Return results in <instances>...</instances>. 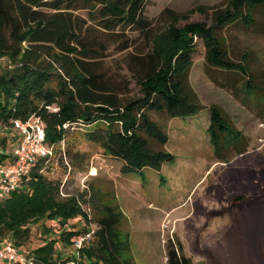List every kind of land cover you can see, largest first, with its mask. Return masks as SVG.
<instances>
[{
	"label": "trees",
	"instance_id": "16d2710c",
	"mask_svg": "<svg viewBox=\"0 0 264 264\" xmlns=\"http://www.w3.org/2000/svg\"><path fill=\"white\" fill-rule=\"evenodd\" d=\"M147 0H0V58L13 65L0 71V164L11 160L16 139L10 120L37 117L44 125V141L57 144L73 125L86 128L85 137L103 152L119 160L122 173H142L146 168L161 170L173 159L165 149L153 150L150 142L165 145L168 135L150 118V112L169 117L195 116L201 110L196 94L188 86V75L196 52V40L204 47L206 61L224 72L240 73L246 89L255 87L247 74L246 55L239 62L227 57L215 30L241 21L253 22V12L264 0H229L224 8L211 12L206 21H189L169 8L161 16L167 26L148 33L151 22L145 17ZM205 13V8H198ZM130 28L149 36L148 51L139 56L137 75L140 95L123 98L109 92L89 65V58L102 52L90 41L94 29L114 33ZM95 45V44H94ZM130 47L123 42L122 48ZM99 53V54H98ZM207 134L216 156L240 138L216 106H210ZM68 123L67 127L64 124ZM226 138V139H225ZM38 163L24 186L0 203V242L11 239L20 247L29 238L30 224L41 218L61 224L77 216L87 217L74 198L59 197V183L39 171ZM97 225L89 241L77 254L67 257L72 264H135L130 239L123 226L125 216L115 203L104 204L94 217ZM89 229L84 228V232ZM61 231L67 245L84 233ZM56 239L45 240L31 252L36 264L58 263ZM76 260V261H75ZM166 264H189L176 249L167 250Z\"/></svg>",
	"mask_w": 264,
	"mask_h": 264
},
{
	"label": "rangeland",
	"instance_id": "374dc122",
	"mask_svg": "<svg viewBox=\"0 0 264 264\" xmlns=\"http://www.w3.org/2000/svg\"><path fill=\"white\" fill-rule=\"evenodd\" d=\"M228 1L147 0L148 33L167 26L163 8L187 16L180 25L210 24L212 10L224 8ZM146 31L93 30L90 41L102 54L88 63L109 92L123 98L140 95L137 75L139 56L148 51ZM215 32L230 60L239 62L246 55L247 74L255 87L246 89L240 73L208 64L205 47L197 39L188 86L201 110L185 118L149 113L168 135L165 145L151 140L150 148L173 155L161 170L122 173L117 160L85 137V127H70L62 143L55 145L45 175L58 181L61 199H75L88 222L80 216L65 224L47 218L32 222L29 238L19 247L22 252L31 253L45 240L56 239L58 263L72 264L67 257L77 250L60 239L61 231L95 230L97 212L113 202L125 216L123 229L135 264H166L167 250L173 248L178 253L181 249L189 264H264V5L255 9L250 25L237 21ZM125 41L130 47L121 49ZM2 67L13 65L2 59L0 71ZM210 106L218 107L240 133L235 144L222 149V156L215 155L206 131ZM9 132L1 129L0 136Z\"/></svg>",
	"mask_w": 264,
	"mask_h": 264
},
{
	"label": "built area",
	"instance_id": "2783aa9c",
	"mask_svg": "<svg viewBox=\"0 0 264 264\" xmlns=\"http://www.w3.org/2000/svg\"><path fill=\"white\" fill-rule=\"evenodd\" d=\"M5 59L0 58V61ZM11 132L16 135L10 150L11 160L0 164V203L13 191L24 186L31 171L38 163H43L39 169L45 173L46 163L54 155L55 145L44 141V125L35 116L29 117L26 121L20 119L10 120ZM69 124H64L67 127ZM2 129H8L3 125ZM9 130V129H8ZM61 140L59 143H62ZM65 159L66 156L61 155ZM93 229L81 233L72 238V245L77 250L84 242L92 237ZM36 264L34 256L30 252H22L16 247L11 239L0 242V264Z\"/></svg>",
	"mask_w": 264,
	"mask_h": 264
},
{
	"label": "crops",
	"instance_id": "0c3cea01",
	"mask_svg": "<svg viewBox=\"0 0 264 264\" xmlns=\"http://www.w3.org/2000/svg\"><path fill=\"white\" fill-rule=\"evenodd\" d=\"M115 160H117V159H115ZM118 162H119V166H120V169H121V165H122V163L119 161V160H117ZM162 168V167H161ZM131 174H133V173H131Z\"/></svg>",
	"mask_w": 264,
	"mask_h": 264
},
{
	"label": "bare ground",
	"instance_id": "6f19581e",
	"mask_svg": "<svg viewBox=\"0 0 264 264\" xmlns=\"http://www.w3.org/2000/svg\"><path fill=\"white\" fill-rule=\"evenodd\" d=\"M93 174H94V171H93Z\"/></svg>",
	"mask_w": 264,
	"mask_h": 264
}]
</instances>
